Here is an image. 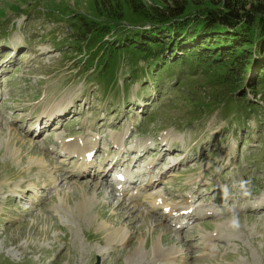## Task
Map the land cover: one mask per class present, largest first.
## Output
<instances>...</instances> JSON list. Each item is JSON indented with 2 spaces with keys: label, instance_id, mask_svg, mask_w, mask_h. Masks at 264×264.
I'll list each match as a JSON object with an SVG mask.
<instances>
[{
  "label": "rangeland",
  "instance_id": "obj_1",
  "mask_svg": "<svg viewBox=\"0 0 264 264\" xmlns=\"http://www.w3.org/2000/svg\"><path fill=\"white\" fill-rule=\"evenodd\" d=\"M129 1L0 0V264H264L260 70L240 64L234 85L220 67L174 65L159 78L125 53L101 73L109 47L145 27ZM164 2L141 0L143 12ZM82 15L110 30L102 45L83 34ZM52 108L72 112L39 134ZM123 134L129 156L115 143ZM78 141L94 166L134 161L146 144L136 171L150 163L157 182L120 197L110 179L77 176L80 154L64 145ZM16 185L26 200L5 198ZM151 194L164 203L153 208ZM188 200L199 219L168 216Z\"/></svg>",
  "mask_w": 264,
  "mask_h": 264
},
{
  "label": "trees",
  "instance_id": "obj_2",
  "mask_svg": "<svg viewBox=\"0 0 264 264\" xmlns=\"http://www.w3.org/2000/svg\"><path fill=\"white\" fill-rule=\"evenodd\" d=\"M164 3L162 8L145 13L141 0L129 1L127 9L134 13L138 21L135 24L145 27L109 47L101 73L114 74L120 55L130 53L132 58L141 56L149 62L159 78L158 74L172 71L174 65L181 69L187 67L192 72L203 68L210 76L213 67H220L224 80L234 85V77L236 81L241 80L237 70L250 63L260 70L253 81L259 79V88L264 87V0H165ZM78 20L83 34L87 32L91 36L92 45L104 43L102 36L110 32L109 29L84 15L75 22ZM147 25L150 28L146 29ZM207 43L212 48H208ZM197 48L207 51L208 58L207 53L196 54ZM254 54L258 56L255 59ZM240 64L243 65L239 67ZM244 98L246 95H242ZM253 106L250 102L247 107Z\"/></svg>",
  "mask_w": 264,
  "mask_h": 264
},
{
  "label": "bare ground",
  "instance_id": "obj_3",
  "mask_svg": "<svg viewBox=\"0 0 264 264\" xmlns=\"http://www.w3.org/2000/svg\"><path fill=\"white\" fill-rule=\"evenodd\" d=\"M0 68H3V67H0ZM62 106H67V105H62ZM60 109V108H59ZM59 109H57V110H53V108L51 109V110H45L44 111V116H43V118H42V120H45V126L46 127H49V126H51V124H53L56 120H59V119H62V118H64V116H66L67 114H69L70 112H72V109L71 110H69L67 113H60L58 110ZM53 111H56V113H55V116H56V119L55 120H53V118H52V116H53ZM128 134V133H127ZM128 139V138H127ZM126 134H123V135H121V142L119 141H116L115 143L118 145V147H119V149L121 150L122 149V152L123 153H127L128 151H126V150H124V143L126 142ZM165 140V139H164ZM166 141V140H165ZM165 145V147H166V145H168L169 143H164ZM147 147V145L146 144H144V146H140V147H138L137 146V149L135 148L132 152H133V154L134 153H136V152H138V153H141L140 155L141 156H139V157H137L138 159H137V161L135 162V163H137V162H139V161H141L142 160V158H144V155L142 156V153L144 152V150H145V148ZM69 148L71 149V150H73L72 151V153L73 152H76V150L78 149V147H77V145L75 146V145H71V144H67V146L64 148V149H68L69 150ZM86 150V153L87 152H90V149H85ZM170 150L171 149H169V148H166L165 149V151L166 152H170ZM122 154H120V156H121ZM138 155V154H137ZM86 158V157H85ZM34 159H36L35 160V162H34V164H32V165H35L36 163H37V158H34ZM133 159H134V157H133ZM119 160H121V159H119ZM118 161V160H117ZM44 163V161L42 160V161H39L38 163H37V165H39V166H41V168H43V164ZM140 163V162H139ZM135 166H133V168H134ZM147 168L149 169L148 171H147ZM150 168H152L151 166H150V163L148 164V165H146V166H144L143 168H140V170H138L139 171V173H140V176H142V177H145L146 175H150L151 173H152V170H150ZM154 168V167H153ZM146 169V170H145ZM101 174H99V175H97L94 179H99ZM139 176V177H140ZM157 182V180H155V179H153V176L151 175L150 176V178H149V182H148V184H147V187H151L152 186V184H154V183H156ZM94 185H96V184H94ZM99 185V184H98ZM18 185H16L15 187H10L9 188V190H10V192H9V190H8V193H6V194H9V195H7V197H5V198H8L9 196H13L15 199H17V200H26L25 198H24V196L23 195H21V193L23 192V190L22 189H18V188H16ZM20 187V186H19ZM100 189H101V186L99 187ZM103 194V193H102ZM154 196L155 195H153V194H151L148 198H150V199H152V198H154ZM8 200V199H7ZM27 200H29V199H27ZM154 202H156V199H153V201H152V204H153V207H154ZM156 203H158V201L156 202ZM191 203V201H189L188 202V204H190ZM105 204H109L108 202H105ZM187 204V206H189ZM105 206V205H104ZM190 210L191 208L190 207H187V209H181L180 211H179V213L181 214V212L182 211H184V210ZM264 209V206L263 207H261V210H263ZM192 211H193V213H195L196 211L194 210V209H191ZM186 215H188V214H186ZM196 215V214H195ZM189 216V215H188ZM188 216H186V218L188 217ZM157 251V249H154V251ZM160 250V249H159ZM160 252H161V250H160ZM155 254V253H154ZM156 255V254H155Z\"/></svg>",
  "mask_w": 264,
  "mask_h": 264
}]
</instances>
